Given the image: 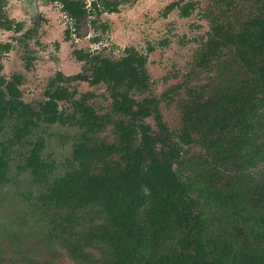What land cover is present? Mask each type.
Masks as SVG:
<instances>
[{
	"label": "trees",
	"instance_id": "obj_1",
	"mask_svg": "<svg viewBox=\"0 0 264 264\" xmlns=\"http://www.w3.org/2000/svg\"><path fill=\"white\" fill-rule=\"evenodd\" d=\"M9 1L0 0V27L20 30L23 24L5 10ZM57 1L76 26L87 14L83 0ZM93 6L100 14L117 10L111 0H95ZM193 6L188 3L183 13ZM249 9L241 19L242 32L230 25L211 27L197 52L198 68L213 65L226 50L240 59L194 94L198 100L180 131L164 121L156 98L138 101L130 95L133 89H149L147 55L133 47L116 61L85 55L92 58L95 81L111 89L115 110L130 117L123 136L135 132L119 149L118 161L86 180V188L72 180L66 186L56 183L53 190L58 202H69L83 190L80 202L105 216L106 227L92 235L110 247L101 264L141 263L144 248L152 249L148 264H264V0ZM4 48L9 44H0ZM149 115L157 131L136 122ZM90 119L96 125V117ZM186 229L190 237L172 238Z\"/></svg>",
	"mask_w": 264,
	"mask_h": 264
},
{
	"label": "rangeland",
	"instance_id": "obj_2",
	"mask_svg": "<svg viewBox=\"0 0 264 264\" xmlns=\"http://www.w3.org/2000/svg\"><path fill=\"white\" fill-rule=\"evenodd\" d=\"M24 1L28 0H10L5 10L15 20L24 21L26 27L39 21L36 35L26 44L28 50L34 52L25 54L23 43L13 41L14 48L4 58V74L9 76L17 71L24 72L26 78L21 88L26 102L38 107L46 99L45 89L56 70L52 59L54 56L59 58L64 71L74 74L80 71L82 65L73 56L72 51L75 48H91L103 55L117 58L123 54L125 47L134 46L149 56L147 69L150 85L145 92L133 91L132 95L139 100L145 97L156 98L165 122L172 130L179 131L184 129L185 123L189 121L188 109L198 100L194 94L212 86L213 78L217 79L225 74L224 71L236 65L237 59H240L233 50H226L222 56L213 59V65L198 68L197 52L208 39L211 27L219 25L224 30V27L230 25L239 30L243 26L241 19L248 15L249 8L254 9L255 5L261 2L112 0L120 3L119 10L100 14L97 8L89 5L92 0H85L90 6L89 15L79 24L74 35L76 38L72 35L70 40H66L64 30L73 25V22L65 17L56 4L45 5L44 1L40 0V13L34 6L31 7L36 2L29 0L26 5ZM171 2L181 3L183 6L191 3L194 6L189 15L183 16L180 7L172 11L167 10L166 6ZM37 16H41V20H38ZM239 32H242V29ZM15 35L13 31L0 28V41L14 40ZM36 52L39 60L33 62L31 70H26L23 58L27 60ZM40 54L44 57L39 56ZM66 85L69 90L77 89L76 99L83 97L87 104L101 113L110 111L112 98L104 84L92 85L86 81H75ZM68 101L62 102L61 107L71 112L72 100ZM147 121L155 127L153 117ZM12 122L13 119L4 121L5 129L0 133V154L2 146H8L6 179L0 180V264H75L67 250L52 235L53 229L48 223V220L51 224H56L60 219H64L67 209L58 206L53 209L51 204L47 206L40 203L44 213L32 212L31 209L37 205L33 196L47 191V187L35 185L32 175L20 166L25 163L30 151L29 142L44 137L47 145L42 150V157L54 167L50 177L64 174L67 170V160L71 157L72 143L80 133L75 127L59 125L51 126L49 132H46L45 124L38 120V126L33 127L22 141L9 143L14 134ZM102 136L114 141L116 135L113 123L107 125ZM210 140L211 138L207 139L208 142ZM192 150L194 155L200 153L197 146ZM95 216L98 223L106 220L103 215H87L91 221ZM156 222L153 221L154 224ZM228 226H234V222L228 223ZM57 227L54 226L56 235L59 234L56 232ZM171 236L175 239L187 238L190 237V232L186 229L181 235ZM58 238L60 239V235ZM144 250L145 261L137 264H148L147 254L151 253L152 249ZM91 251L101 254L100 251ZM81 264H84L83 260Z\"/></svg>",
	"mask_w": 264,
	"mask_h": 264
},
{
	"label": "flooded vegetation",
	"instance_id": "obj_3",
	"mask_svg": "<svg viewBox=\"0 0 264 264\" xmlns=\"http://www.w3.org/2000/svg\"><path fill=\"white\" fill-rule=\"evenodd\" d=\"M33 1L34 3H36L35 5L30 4L31 7L33 8L34 6V8L41 13L40 7L42 5H39L40 0ZM42 1H44L45 5H49L51 3H54V5L56 4L64 13L65 17L69 18L73 22V25H71L70 27H66V29L64 30L65 39L70 40L72 35L74 36L76 30L79 28V24L88 17L90 10L89 5L91 4L93 6V1L95 0H92L89 5H87L86 1L83 0L85 2V7L87 8V14L78 23V26L75 25V21L65 12V10L63 9V4L61 2L57 0ZM24 2L26 5H28L27 2H29V0L27 2ZM115 2L117 3V10L105 12L118 11L120 3L118 1ZM171 4L172 2L166 6L167 10L169 11H172L173 9L179 7L181 8V10H183L184 7H186V5H180L181 3H175L174 6H170ZM191 10L192 7H189V14ZM181 14L183 16L189 15L184 14L183 11ZM10 18L13 19L16 23H22L23 26L20 28V30H17L15 28L6 29L0 27L2 30L13 31L16 34V37H13L14 40L5 42L0 41V44H9L8 49L4 48L0 50V63L2 64V67L0 68V133L5 129L4 121L11 119H13L14 122H12V126L14 127V134L9 143H12L14 141H22L25 136H27L33 129V127L38 126V120L42 121L45 124L44 127L46 129V132H49V128L54 125L63 127L72 126L78 129L80 134L77 138L75 137L76 139L72 143V150L70 154L71 157H69V159L67 160V170L64 172V174L55 176L53 178L50 177L54 167L50 161L42 157V150L47 145V141L44 137L29 142V144L31 145L30 151L28 152L25 163L20 167L21 169L28 171L32 175L35 185L38 184L42 188L47 187V191H42L37 196H33L34 200H36L37 205H35V207L31 209L32 212L38 211L40 213H44V208L42 206L40 207V203L46 204L47 206L51 204L53 209H55L57 206L67 209L65 212V215L67 213V216L64 219H60L56 224L55 222L51 224L49 220L48 223L49 227L53 229L52 235H54L58 242L67 250L75 264H81L82 260L84 264H101L105 259L110 257V247L101 238H92V235L93 232H96L98 236V234L102 232V230L106 227V220L98 223L97 216H95L92 221L91 218L87 217V215L91 213L95 215L102 214L99 212L97 207L85 206L82 202H80V196H84L85 191L80 190L79 192L81 195H76L74 197L73 192H71L69 195L70 197H73V200H70L69 202H58L53 198V190L56 183L61 182L64 184V186H66V184L72 180L76 185H80V187L86 188V180L93 179L97 175H99L108 163H114L115 161H118L120 156V153L118 152L119 149L127 146L128 142L132 141L133 137L135 136V132L133 137L131 136L129 138H125L123 136L124 126L130 119V117L118 113L115 110L114 97L111 89L104 81H95L92 58L86 59L87 56L85 55L88 54L90 57L97 55L100 58H106L111 61H116L127 54L125 51L126 48L133 47L136 50L138 49L134 46L125 47L123 54L120 57L115 58L105 54L103 55L102 53L91 48H75L72 51L73 56L75 60L79 63H82V65L80 67V71L74 74H70L64 71V69L60 66L61 61L59 60V58H56V56H54L52 59L56 70L45 89L46 99L43 100L38 107H35L24 100L21 84L25 81L26 75L22 71L14 72L9 76L5 75L4 58L14 48L12 43L13 41L23 43L22 45L25 48V54L29 55L34 52L31 50L29 51L28 45L26 44L29 39L33 38L36 35L39 27V21L38 23H34L33 25H31L30 27H26V23L24 21H17L12 17ZM41 18V16H37L38 20H41ZM14 27H16V25H14ZM74 37L76 38V36ZM77 51H81L83 53L82 58H79L77 56ZM138 51L140 53H143L140 50ZM143 54L148 56V54L146 53ZM36 56H38L37 52L32 57H28L27 60L23 58L25 61L26 70H31L34 66L33 62L35 60H39V57ZM39 56L43 55L40 54ZM147 63L148 60L146 62V68H148ZM75 81H86L92 85L104 84L109 90L110 96L112 98L110 111L101 113L95 107L87 104L83 97L76 99L75 94H77V89L69 90L66 85ZM133 91L145 92L146 90H131L130 95L133 98L137 99L132 95ZM68 100H72L73 106L71 112H67V108L61 107L62 102H67ZM137 100L142 101L143 99ZM90 115H94L96 117V125L91 124ZM150 117L153 116H145L142 119L140 118L136 122H144L150 125L154 131H157L158 127L156 121L155 127L150 124L149 121H147V119ZM109 123H113V128L116 135L114 141H110L107 139V137L102 136V133L105 131ZM121 123H123L124 125H120ZM137 130L138 135L141 136L140 128L137 127ZM7 147L8 146L3 145L2 153L0 154V180L6 179L5 171L8 167V162L6 159ZM109 148H111L112 150L109 151ZM86 217L88 219L85 222ZM54 226H58L56 231L59 233H57L58 235L54 233ZM59 235L60 239L58 238ZM91 249H93L94 251H100L101 254L92 252Z\"/></svg>",
	"mask_w": 264,
	"mask_h": 264
}]
</instances>
